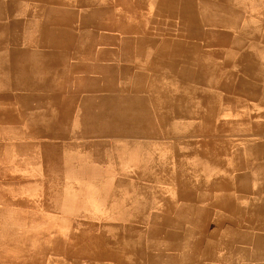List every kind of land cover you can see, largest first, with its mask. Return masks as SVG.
<instances>
[{"label":"rangeland","instance_id":"374dc122","mask_svg":"<svg viewBox=\"0 0 264 264\" xmlns=\"http://www.w3.org/2000/svg\"><path fill=\"white\" fill-rule=\"evenodd\" d=\"M0 264H264V0H0Z\"/></svg>","mask_w":264,"mask_h":264}]
</instances>
